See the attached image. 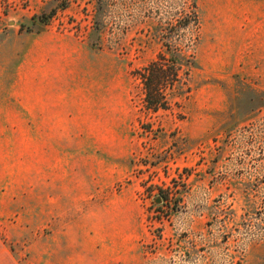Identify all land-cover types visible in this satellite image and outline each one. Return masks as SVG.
<instances>
[{
	"label": "rangeland",
	"instance_id": "rangeland-1",
	"mask_svg": "<svg viewBox=\"0 0 264 264\" xmlns=\"http://www.w3.org/2000/svg\"><path fill=\"white\" fill-rule=\"evenodd\" d=\"M0 264H264V0H0Z\"/></svg>",
	"mask_w": 264,
	"mask_h": 264
},
{
	"label": "trees",
	"instance_id": "trees-1",
	"mask_svg": "<svg viewBox=\"0 0 264 264\" xmlns=\"http://www.w3.org/2000/svg\"><path fill=\"white\" fill-rule=\"evenodd\" d=\"M53 16L51 12L46 17L44 15L32 18L31 23L38 22L45 25L47 20ZM186 24L179 26L181 29H188L190 22L193 29L197 26V19L194 6L189 11ZM162 51L156 58L145 67L135 72L142 90V104L145 110L157 112L167 110L170 100L173 97L183 96L188 90H183L182 75L187 76V71L194 68L192 57L186 52L177 50L172 46L171 40L165 42Z\"/></svg>",
	"mask_w": 264,
	"mask_h": 264
}]
</instances>
